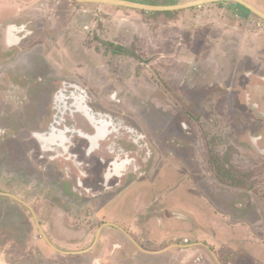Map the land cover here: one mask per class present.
Wrapping results in <instances>:
<instances>
[{
    "label": "rangeland",
    "instance_id": "374dc122",
    "mask_svg": "<svg viewBox=\"0 0 264 264\" xmlns=\"http://www.w3.org/2000/svg\"><path fill=\"white\" fill-rule=\"evenodd\" d=\"M2 1V9L13 5L17 11L23 9V12L20 18L0 21V44L6 52H2L0 58V129L5 131L0 135V191L13 193L28 201L34 192L28 196L26 185L34 186L42 197L60 195V187L47 195L43 189L39 190L46 186V182L32 175L25 152L20 148V138L37 129V109L41 112L44 106L48 109L55 102L61 111H66L69 127L77 123L88 125L79 112L81 110L87 116L90 114L97 120L104 118L110 123L101 126L110 133L109 146H113L116 153L110 158L118 156L114 160L116 163L122 157L119 154L121 150L125 149L126 153L131 150V157L137 159L135 163L144 168L142 172H145L146 165H150L145 179H162L164 183L159 185V188H165L159 191L162 197L174 198V210L195 221L193 226L187 224V227H192L188 237H205L203 232H199L201 225L205 224V228L215 231L212 242L231 246L226 248L227 251L242 250V258L249 262L252 258L264 259V154H260L252 143L264 130V117L245 102L247 95L244 97L250 88L245 86L246 75L255 73L264 77V71L251 67L255 62L258 64L255 58L264 57L261 33L243 34L241 31L244 28L237 30L233 21L228 27H219V31L215 27H203L195 32L194 40H202L206 36L211 41L207 40L206 44L198 47V56L186 60L160 58L154 62L136 61L124 56H110L99 36V30L106 21L102 15L109 14L110 20L118 23L124 16H137L131 10L85 5L75 0H29V4L25 2L23 6L7 5L9 0ZM55 9H59L56 12L58 19L54 18ZM3 11L0 13L2 18L9 14ZM32 12L40 16L28 29H32L35 35L14 46V42L23 38L25 33L18 34L22 30L10 27V24L19 26L28 22L32 19ZM134 19L139 21L141 18ZM11 28L15 34L10 31ZM216 32L219 33L218 43L214 39ZM140 34L149 36L150 30H142ZM6 40L11 47L7 46ZM141 46L146 48L147 44ZM149 46L146 55L157 50L154 44ZM166 51H169L168 44ZM190 67L195 71L188 70ZM198 71H204V74L198 75ZM162 72L166 74L165 78ZM137 73L142 74L141 79H133ZM177 73L181 77L185 75L188 80L183 92L175 81ZM164 84L170 86L172 98L164 95ZM137 86L142 90H137ZM64 87L69 89L64 91ZM72 87L86 91L88 100L93 98V105L86 103L84 108L82 104L74 103L71 95L76 90ZM49 88L52 91L48 93ZM59 90H63L62 95ZM159 90L164 97L161 100L170 106L155 107L154 99ZM55 93L57 97L53 98ZM180 93L184 95L180 96ZM186 93L190 97L188 103L184 99ZM176 94L179 98L177 108L171 104L176 100ZM185 108L191 112V118L181 116ZM44 121L47 124V120ZM45 122L40 131H44ZM183 124L189 126L187 132L191 133L190 136L183 132ZM33 138L36 147L41 148L40 141ZM173 139H176L175 144L171 141ZM26 140L25 145L29 146ZM179 140L187 145L186 151L178 149V152L182 151V156L188 155L186 164L185 161L172 159L167 147L169 143L177 145ZM192 142L194 147H191ZM161 168V174L155 175L156 170ZM224 170H228L242 185L234 183V180L225 182ZM203 197L207 203H202ZM182 199L187 203H181ZM20 206L28 211L26 205L23 207L13 198L0 196L1 234L10 233L8 214L19 212ZM162 224H165L163 218L155 219V226ZM218 229L224 232V237ZM222 238L226 243H222Z\"/></svg>",
    "mask_w": 264,
    "mask_h": 264
},
{
    "label": "flooded vegetation",
    "instance_id": "af4514ba",
    "mask_svg": "<svg viewBox=\"0 0 264 264\" xmlns=\"http://www.w3.org/2000/svg\"><path fill=\"white\" fill-rule=\"evenodd\" d=\"M24 1L29 4V0ZM122 1L150 7H171L203 0ZM82 4L101 6L96 3ZM103 6L111 7V5ZM118 8L131 10L132 13H137V16L132 14L127 16L128 18L124 16L117 23L110 20L109 14L102 15L106 17V21L103 22L105 24L102 25L105 30L101 28L99 36L102 43L107 46L106 51L110 56H124L131 60L152 62L160 58L186 60L198 56L200 54L198 47H202L210 39L204 36L202 40H194L195 32L203 27L208 29L210 26L215 27L216 30L219 27L225 28L229 26L230 21L238 24V26L234 25L237 30L241 31L244 28V31H241L243 34L261 33L264 38V18L258 14L264 15V0L220 1L174 11ZM57 11L59 9L54 10L56 19H58ZM38 15L39 13L32 12L30 15L32 19L28 22L19 26L10 24V27L22 30L18 34L25 33L23 38L12 43L14 46L23 44L35 35L32 29H28L39 20ZM134 18L141 19L137 21ZM138 26L140 29H137ZM146 29L150 30L153 36L140 34V31L145 32ZM163 30L168 32L165 33ZM215 36V42L218 43L219 33L216 32ZM97 37L98 35L95 36ZM6 44L11 47L8 45L9 42ZM142 44H147V47L141 46ZM149 44L151 46L154 44L157 50L146 55L147 49L150 50ZM166 44L169 51H166ZM2 48L0 44V58L4 52ZM255 59L258 60V64L255 62V65L251 67L254 70L260 68L259 70L264 71V57ZM188 70L195 71L192 67ZM163 71H166V67ZM198 72L200 73L198 75L204 74V71ZM165 73L162 72L164 78ZM113 75L117 77L116 74ZM139 75L140 73L135 74L133 79H141L142 74L141 77ZM181 76L177 73L175 81L183 92L187 88L188 80L185 79V75V77ZM254 76L257 74L253 73L245 77V86L247 88L250 86L244 95V97L247 95L245 102L257 108L259 114H264V77L255 78ZM249 77L252 79L247 81ZM112 80L116 81L113 78ZM157 80L159 81L158 78ZM171 80L173 81V76ZM191 81L194 80L191 79ZM204 81L203 79L202 86ZM49 87H51L50 82ZM64 88V91L69 89ZM141 88L137 86L136 89L141 91ZM169 88L170 86L164 84L165 93H169L164 95L172 98ZM72 89L75 88L72 87ZM63 90L61 92L59 90L60 95L63 94ZM51 91L49 88L46 92ZM180 94V96L184 95ZM55 95L53 98L57 97L56 93ZM83 96L87 105L92 106L93 98L89 101L86 91ZM158 96L156 100L154 99L155 107L170 106L163 99L161 100L164 97L160 90ZM177 96L178 94H176V100H173L175 103L171 102L175 108L178 107ZM188 98L190 99L186 93L185 103L190 102ZM72 100L78 103L76 99ZM238 105L239 103L236 106ZM60 111L55 102L48 109L44 106L42 113L37 109L35 115L39 123L36 126L37 129L26 133V137L20 136L22 145L20 148L25 152L32 175L46 182V186H42L39 190L43 189L47 195L53 193L56 187H60V195L55 198L42 197L38 195L34 186L32 188L31 185H26L28 196L34 192L32 199L28 201L13 193L0 191V196L13 198L23 207L24 205L28 207V211L20 206L19 212L8 214L11 220V231L7 235L0 233L1 264H264V259L252 258L249 262L242 258V250L227 251L226 248L231 246L212 242V233L215 231L205 228V224L201 225V231L197 229L203 232L205 237H188L192 227H187V224L190 223L193 226L196 224L195 221L174 210L176 205L174 198L162 197L159 192L165 189L159 188V185L164 183L162 179H145L150 165H146L145 172H142L144 168L135 163L137 159L131 157L133 152L130 150L126 153L125 149L119 152L121 159L114 163L118 156L110 158V155L116 153L112 149L113 146H109L111 140L109 132L101 129L99 123H93V119L85 116L88 125L77 123L76 126L69 127L70 121L67 119L66 111ZM191 115L186 108L181 113V116L185 118H191ZM44 120H47V124ZM44 122L46 126L43 124L45 127L42 129L45 132L40 131ZM183 126L184 133L190 129L186 124ZM3 131L0 129V135ZM261 133L252 143L260 154H264V130ZM190 134L187 132V135L190 136ZM33 137L40 141L41 148L36 147ZM25 140L29 146L25 145ZM175 140L171 141L175 144ZM186 146L182 141L177 145L167 144L173 156L172 159L185 161V164L188 163L189 157L182 156L180 154L182 151L178 152V149L186 151ZM191 147H194L193 142ZM164 149L166 150V147ZM175 166L179 168L178 163ZM163 168L156 170L155 175L161 174ZM30 184L33 185L31 180ZM204 198L202 203H207ZM181 203H187V200L182 199ZM255 214L257 215V212ZM6 217L7 215L5 219ZM159 218H163L165 224L155 226L154 221ZM218 232L224 234L220 229ZM9 236L12 238L8 239ZM222 239V243H226V240Z\"/></svg>",
    "mask_w": 264,
    "mask_h": 264
},
{
    "label": "water",
    "instance_id": "95a60500",
    "mask_svg": "<svg viewBox=\"0 0 264 264\" xmlns=\"http://www.w3.org/2000/svg\"><path fill=\"white\" fill-rule=\"evenodd\" d=\"M76 1L77 2H80V3H96V4H101V5H111V6L132 8V9H138V10H147V11H152V10L153 11H172V10L174 11V10H180V9H188V8L200 6V5L206 4V3H214V2H220V1H231V0H203V1H194V2H191V3H186V4L177 5V6H171V7H150V6H145V5H142V4H136V3H131V2L122 1V0H76ZM232 1H240V0H232ZM258 14L261 17L264 18V15L263 14H260V13H258ZM77 97H78V95L75 92H74V94L71 95V99H73V98L75 99ZM82 106L84 108H86L85 107V104H82ZM253 108L256 109V112H258L257 111V108H255V107H253ZM80 112L85 117H88L87 115H85V113L82 110ZM260 115L262 117H264V114H260ZM90 116H92V115H90ZM94 118H96V117H94ZM99 120L106 121L104 118L99 119ZM111 122L113 123V120H111ZM106 123L108 124L109 122H106Z\"/></svg>",
    "mask_w": 264,
    "mask_h": 264
},
{
    "label": "crops",
    "instance_id": "0c3cea01",
    "mask_svg": "<svg viewBox=\"0 0 264 264\" xmlns=\"http://www.w3.org/2000/svg\"><path fill=\"white\" fill-rule=\"evenodd\" d=\"M5 2H8V0H5ZM1 3H3V1L2 0H0V13L2 12V10H4L3 12H9V14L8 15H5L3 18H2V14H0V21L1 22H7L8 20H11V19H14V18H20L21 16V12H23V9H20L19 11H17V7H15V6H13V5H10V4H20L21 6H23L24 4H22V3H25V1L24 0H9V2H8V4L7 5H10L9 7H8V9H2V4ZM162 37H163V35H162ZM230 91V90H229Z\"/></svg>",
    "mask_w": 264,
    "mask_h": 264
},
{
    "label": "bare ground",
    "instance_id": "6f19581e",
    "mask_svg": "<svg viewBox=\"0 0 264 264\" xmlns=\"http://www.w3.org/2000/svg\"><path fill=\"white\" fill-rule=\"evenodd\" d=\"M11 32H14V30L11 28V30H10ZM14 34H15V32H14ZM11 42H13V41H11ZM10 42V43H11ZM79 92V93H78ZM77 95H78V97L77 98H75L77 101H78V104L79 105H81V104H86V99H85V96H83L84 94H85V92L82 90H80V89H78L76 92H75ZM62 98V97H61ZM74 99V98H73ZM59 107V106H58ZM68 107V106H67ZM71 107V106H70ZM61 112V111H60ZM89 116V115H88ZM88 119H93V123H99L101 126H102V124H106V125H108L107 123H106V121H100V120H97L96 118H94L93 116H91V117H87ZM105 122V123H104ZM102 127H104V126H102ZM105 129V128H104Z\"/></svg>",
    "mask_w": 264,
    "mask_h": 264
},
{
    "label": "trees",
    "instance_id": "16d2710c",
    "mask_svg": "<svg viewBox=\"0 0 264 264\" xmlns=\"http://www.w3.org/2000/svg\"><path fill=\"white\" fill-rule=\"evenodd\" d=\"M224 173H225V175H226V177H224V178H225V180H227V181H225V182H228L229 180H234V183L236 182V181H235V177H234L231 173H229L228 170H224V171H223V174H224ZM221 174H222V173H221ZM236 184H238V185H242V183H240V181H237Z\"/></svg>",
    "mask_w": 264,
    "mask_h": 264
}]
</instances>
